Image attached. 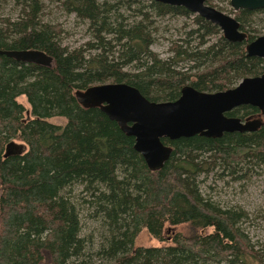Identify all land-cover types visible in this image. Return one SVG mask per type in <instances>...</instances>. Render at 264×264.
<instances>
[{"label":"trees","instance_id":"16d2710c","mask_svg":"<svg viewBox=\"0 0 264 264\" xmlns=\"http://www.w3.org/2000/svg\"><path fill=\"white\" fill-rule=\"evenodd\" d=\"M58 1L86 22L93 41L62 45L60 28L42 21L41 0H14L19 17L0 19V50L35 49L52 59L43 66L0 54V264H43L45 254L48 264H91L93 257L102 264H252L248 257L256 254L240 227L243 210L205 197L201 183L213 171L236 176L264 166V123L253 132L217 138H163L172 147L170 156L150 170L134 150V139L99 108L81 106L74 93L92 84L125 82L149 100L171 101L185 83L212 92L264 73V59L246 55L244 48L258 36L251 32V17L264 15V8L235 11L247 36L229 42L216 25L182 6L154 0ZM153 14L192 16L195 27L188 35L199 38L197 45L175 43L173 56L159 57L151 50ZM258 112L242 105L227 115ZM57 116L63 124L50 121ZM13 139L22 148L4 157ZM75 184L106 230L90 253L79 213L65 193ZM166 225H187L191 232H174L165 241ZM142 228L164 244L135 245Z\"/></svg>","mask_w":264,"mask_h":264},{"label":"water","instance_id":"95a60500","mask_svg":"<svg viewBox=\"0 0 264 264\" xmlns=\"http://www.w3.org/2000/svg\"><path fill=\"white\" fill-rule=\"evenodd\" d=\"M182 6L206 21L216 25L222 37L229 42H243L246 32L240 22L206 0H154ZM234 11L259 10L264 0H229ZM248 56L264 59V34L245 44ZM0 54L22 62L48 66L52 59L35 49L0 50ZM77 102L84 108H99L120 130L134 139L133 148L144 159L150 170L162 167L172 147L162 142L180 137L200 135L207 138L220 137L225 132H253L264 123V73L241 78L236 85L213 92L200 91L189 84L180 89V95L171 101H152L125 82L92 84L75 91ZM241 105H251L257 115L241 118L228 116L226 112ZM22 145L9 142L4 157L20 152ZM46 260L48 256L46 254Z\"/></svg>","mask_w":264,"mask_h":264},{"label":"rangeland","instance_id":"374dc122","mask_svg":"<svg viewBox=\"0 0 264 264\" xmlns=\"http://www.w3.org/2000/svg\"><path fill=\"white\" fill-rule=\"evenodd\" d=\"M210 2V5L220 11L234 17L236 16L235 11L229 4V0H210ZM41 4L43 5L42 21L51 22L60 28L62 45L74 48L83 46L88 41H93L86 22L80 21L73 14L66 13L58 0H41ZM123 11L126 15H130L128 9H123ZM20 14V8L15 4L14 0H0V19L4 17L17 19ZM152 21L154 42L151 45V50L161 58L173 56L175 47H172V45L175 43L194 47L199 41L196 36L191 38L188 35V31L195 27L192 16L166 15L158 17L153 14ZM250 22L253 34H264V15L262 13H254ZM215 38V36H212L210 41L215 40ZM180 64H183V61ZM17 101L28 109L29 105L24 96H19ZM262 120L264 121V116ZM50 121L56 124L64 123V119L58 116L52 117ZM10 141L21 143L18 139ZM250 167L248 170L240 171L236 176H233V174H222L223 172L218 174L213 171L214 173L211 172L201 183V190L205 197L211 198L222 207H233L243 210L245 217L240 222V227L246 233L251 243L252 251L261 260L256 262V257L248 258L252 264H264V166ZM65 193H68L79 213L80 233L86 240L85 251L90 253V245L92 249H97L104 240L106 230L102 225L101 219L92 215L94 210H90L88 204L84 202L88 195L84 194L81 185H72L66 189ZM178 231L186 235L191 232V228L187 225L175 227L166 225L162 238L165 241H170L173 233ZM164 240L158 241L145 228H142L135 237L134 244L140 246L162 245ZM46 258L43 260V264H48L49 258L48 260ZM112 263L111 261L109 264ZM91 264H102V262L98 258L93 257Z\"/></svg>","mask_w":264,"mask_h":264},{"label":"flooded vegetation","instance_id":"af4514ba","mask_svg":"<svg viewBox=\"0 0 264 264\" xmlns=\"http://www.w3.org/2000/svg\"><path fill=\"white\" fill-rule=\"evenodd\" d=\"M235 85H236V84H235ZM183 86H184V85H183ZM183 86H182V87H183ZM182 87H181V88H182ZM212 92H213V91H212ZM179 95H180V94H179ZM241 106H242V105H241ZM227 113H228V112H226V115H227ZM228 116H229V115H228ZM10 142H11V141H10ZM18 144H20V143H18Z\"/></svg>","mask_w":264,"mask_h":264}]
</instances>
